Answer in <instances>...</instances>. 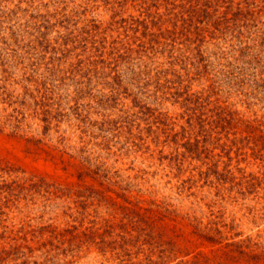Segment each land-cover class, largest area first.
<instances>
[{
  "label": "rangeland",
  "instance_id": "374dc122",
  "mask_svg": "<svg viewBox=\"0 0 264 264\" xmlns=\"http://www.w3.org/2000/svg\"><path fill=\"white\" fill-rule=\"evenodd\" d=\"M0 264H264V0H0Z\"/></svg>",
  "mask_w": 264,
  "mask_h": 264
}]
</instances>
